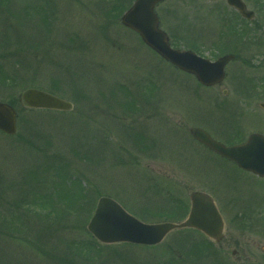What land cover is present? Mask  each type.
Listing matches in <instances>:
<instances>
[{
	"label": "rangeland",
	"instance_id": "rangeland-1",
	"mask_svg": "<svg viewBox=\"0 0 264 264\" xmlns=\"http://www.w3.org/2000/svg\"><path fill=\"white\" fill-rule=\"evenodd\" d=\"M110 1L0 0V101L19 117L14 136L0 134V264H207L213 256H220L218 264H264V181L208 156L178 130L194 126L188 109L218 108L222 89V109H250L258 117V124L236 128L233 138L264 135L258 106L264 101V2L257 13L254 0H243L255 14L243 23L253 29V40L244 42L228 35L227 26L239 20L222 0V47L238 60L226 67L222 88L204 89L119 26ZM215 1L197 11L189 0H165L158 14L173 45L211 60L215 49L202 44L221 42ZM241 79L254 81L250 100L251 92L237 90ZM29 88L66 100L72 110H25L18 96ZM150 93L155 97L145 105ZM226 129L222 119V135ZM224 136L222 142L231 143ZM82 187L79 205L86 206L78 215L59 221L37 215L50 211L46 202L65 207ZM194 191L208 192L218 205L224 241L212 249L220 254L188 255L192 245L205 242L192 230L172 232L149 249L105 246L91 259L72 249L98 247L86 227L99 197L115 200L142 222L158 223L167 221L161 205L188 208ZM20 217L28 218V227L14 234Z\"/></svg>",
	"mask_w": 264,
	"mask_h": 264
},
{
	"label": "water",
	"instance_id": "water-1",
	"mask_svg": "<svg viewBox=\"0 0 264 264\" xmlns=\"http://www.w3.org/2000/svg\"><path fill=\"white\" fill-rule=\"evenodd\" d=\"M161 0H135L132 7L122 16L120 22L141 38L142 42L178 70L191 74L203 86L220 84L224 79V67L233 59L232 55L220 58L214 63L203 60L189 51L173 50L164 32L159 29L154 13ZM228 4L239 10L242 15L244 5L240 0H227ZM20 102L28 108L70 111L71 105L48 94L27 90L20 95ZM264 109V104L261 105ZM16 112L5 104H0V131L13 135L16 132ZM193 137L211 148L222 157L234 162L239 168L264 177V139L252 135L240 146L226 148L212 140L201 131H194ZM190 212L181 223L143 224L128 215L116 202L101 198L87 225L88 232L100 243L110 245L129 243L154 246L164 237L182 229H196L208 238L219 242L222 238V221L212 199L199 192L190 195Z\"/></svg>",
	"mask_w": 264,
	"mask_h": 264
},
{
	"label": "flooded vegetation",
	"instance_id": "flooded-vegetation-1",
	"mask_svg": "<svg viewBox=\"0 0 264 264\" xmlns=\"http://www.w3.org/2000/svg\"><path fill=\"white\" fill-rule=\"evenodd\" d=\"M189 1L192 7L191 10L193 9V6H194V8H196L197 11H199V8L201 6L204 5L205 7V4H207V2H212V1L214 2L215 0H189ZM217 2L219 3V6H217L218 8L216 10V13L218 15L217 19L220 25L219 29L221 33L220 38L222 40V15H223L222 14V0H218ZM163 4L164 2L158 5V7L156 8L157 13H158L159 7ZM231 10L235 14H237L235 10L233 9ZM187 44L189 46L191 43H187ZM202 45L208 46L209 48L222 50V41L214 43V44L213 43H203ZM211 58H213V56ZM220 87L222 88V84L220 85ZM222 95L223 96L226 95V92L222 91L221 89L220 99L218 100V108H216V106H210L208 107V109H189V120L192 124L195 125V128L205 131L210 136V138L219 142L220 144L223 143L222 138L224 135H225L224 138L229 135L231 136L232 141L231 143H229L230 145L240 144L246 139L249 133L245 137L243 133H240L233 138L234 130L236 128H239L242 131V127L244 124H254V125L258 124V117L255 114H253V112H250L249 111L250 109H222ZM253 96L254 94L250 95L247 98V100H250V97H253ZM240 114H242V116H239ZM241 118H246V119L244 121H241L240 120ZM222 119L224 121V128L227 127L225 132H223L224 133L223 135H222ZM224 144L229 145L227 143H224ZM220 160L224 162L225 164L232 165L229 162L223 160L222 158H220Z\"/></svg>",
	"mask_w": 264,
	"mask_h": 264
},
{
	"label": "trees",
	"instance_id": "trees-1",
	"mask_svg": "<svg viewBox=\"0 0 264 264\" xmlns=\"http://www.w3.org/2000/svg\"><path fill=\"white\" fill-rule=\"evenodd\" d=\"M56 176H57V179L64 180V176H61L60 172H57ZM84 198H85V191L82 187L79 189L78 194L74 197V199L69 201V202H66L67 205H65V207H63V208L57 206V204H55L53 202H50V203L46 202V203H48V207H49L48 210H50V211L48 213L45 212L44 218H47L49 220V218H50L49 216L54 217V215H55L54 220L59 221L58 219H60V220L66 219L69 214L78 215V213H80V212H82V210H84L83 206H86V204L85 205H79V203L84 202ZM71 202H73V203H71ZM176 209L178 210L179 217H176L169 212L167 214V216L164 217L163 219H166L169 221L178 220V219H181L187 212V207L183 206L180 203H178L176 205ZM46 215H47V217H46ZM79 246L80 245L75 244V246H72V249H75V250L81 249ZM67 248H68V250H70L69 246ZM83 248L84 249H81V251L78 250L79 252H77V254H82V253L90 254L93 251L92 247H90V248L83 247ZM103 249L104 248L102 246H100L98 248V253H100ZM85 257L88 258L87 256H85Z\"/></svg>",
	"mask_w": 264,
	"mask_h": 264
}]
</instances>
